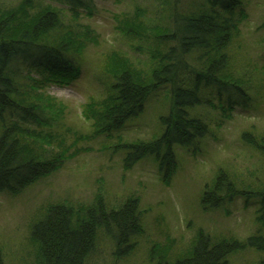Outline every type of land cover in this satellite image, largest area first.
<instances>
[{"label":"trees","instance_id":"trees-1","mask_svg":"<svg viewBox=\"0 0 264 264\" xmlns=\"http://www.w3.org/2000/svg\"><path fill=\"white\" fill-rule=\"evenodd\" d=\"M65 2L80 32L66 24L63 9L52 4L22 0L0 9V193L17 196L59 171L67 158L89 152L78 147L84 137L92 141L112 135L116 142L104 150L124 153V171L151 158L159 182L168 187L177 168V149L199 152V142L214 138L215 129L222 127L218 119L255 106L264 66L249 68L241 55L244 49L235 52L245 19L242 0H206L198 10L174 18L170 26L147 21L139 12L114 16L121 34L150 44L143 51L148 59L108 55L102 67L109 81L103 86L105 97L84 105L90 136L80 133L66 123L68 107L50 96L48 88L78 85L83 70L79 54L87 41L96 43L98 38L77 23L78 8H85L82 0ZM258 29L264 31V21ZM162 91L168 95L163 98L166 113L159 117V132L151 140L131 142L115 135ZM240 140L264 159V132L251 126ZM255 169L244 175L220 167L200 198L203 211L236 201L255 209L258 229L252 235L244 241L212 240L200 230L191 248L175 257L171 244L155 246L150 264H229L235 253L264 254V181ZM140 204L138 196H130L123 205L110 207L97 195L90 205L46 206L30 226V238L37 246L35 264H87L102 244L112 249L116 261L129 258L144 233ZM0 264H5L1 246ZM254 264H264V259Z\"/></svg>","mask_w":264,"mask_h":264},{"label":"rangeland","instance_id":"rangeland-1","mask_svg":"<svg viewBox=\"0 0 264 264\" xmlns=\"http://www.w3.org/2000/svg\"><path fill=\"white\" fill-rule=\"evenodd\" d=\"M21 1L0 0V9L15 7ZM36 1L62 8L66 24H72L80 32L72 23L71 8L65 0ZM82 3L88 11L84 7L78 8L77 23L90 28L98 41H87L86 48L79 54L83 70L78 85H57L47 90L50 96L68 107L66 123L90 136L82 109L89 100L99 101L105 97L103 86L109 81L102 67L108 55L116 52L133 61L148 59L143 51L150 44L144 39L121 34L114 16L123 18L125 13L126 17L139 12L147 21L170 26L174 18L198 10L206 0H82ZM242 6L245 19L234 44L235 52L244 49L241 55L245 58V66L259 70L264 66V31L258 29L264 21V0H242ZM259 79L261 85L258 87L264 89V77L261 75ZM259 88L253 109L237 110L228 118L218 119L222 127L215 129L214 138L206 137L199 142V152L190 154L177 149V168L168 187L159 182L157 166L151 158L124 171V153L117 149L104 150L116 142L112 135L92 141L84 137L78 147L89 148V152L67 158L59 171L40 179L17 196L0 193V246L5 264H35L37 246L30 238V226L42 217L46 206L58 202L75 207L90 205L97 195L115 208L118 204L123 205L128 197L138 196L144 233L136 240L137 249L129 258L116 261L112 249L102 244L87 264H150L152 249L155 246L166 248L170 244L175 257L191 248L200 230L211 235L212 240L234 238L244 241L258 229L255 209H245L241 201H236L223 208L203 211L200 198L204 185L212 181L220 167L244 175L259 167L254 174L264 181V159L240 140V135L251 126L264 132V90ZM165 96L167 93L162 91L150 99L143 113L125 123L115 135L131 142L151 140L159 132V117L166 113ZM234 255L229 264H254L258 259H264V254L249 250Z\"/></svg>","mask_w":264,"mask_h":264}]
</instances>
